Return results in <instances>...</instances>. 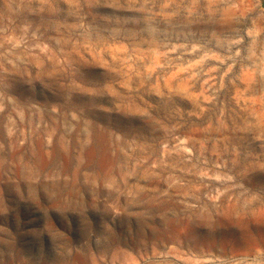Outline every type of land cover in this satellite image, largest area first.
<instances>
[{
	"label": "rangeland",
	"instance_id": "374dc122",
	"mask_svg": "<svg viewBox=\"0 0 264 264\" xmlns=\"http://www.w3.org/2000/svg\"><path fill=\"white\" fill-rule=\"evenodd\" d=\"M0 264H264V0H0Z\"/></svg>",
	"mask_w": 264,
	"mask_h": 264
}]
</instances>
